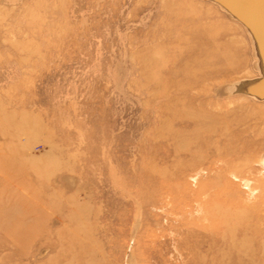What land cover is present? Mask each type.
<instances>
[{
    "label": "rangeland",
    "instance_id": "1",
    "mask_svg": "<svg viewBox=\"0 0 264 264\" xmlns=\"http://www.w3.org/2000/svg\"><path fill=\"white\" fill-rule=\"evenodd\" d=\"M0 264H264V0H0Z\"/></svg>",
    "mask_w": 264,
    "mask_h": 264
},
{
    "label": "bare ground",
    "instance_id": "2",
    "mask_svg": "<svg viewBox=\"0 0 264 264\" xmlns=\"http://www.w3.org/2000/svg\"><path fill=\"white\" fill-rule=\"evenodd\" d=\"M257 8H258V7H257ZM203 52H204V51H203ZM200 53H201V52H199V54H200ZM205 54H206V53H205ZM196 55H198V54H196ZM200 55H201V54H200ZM192 57H193V56H192ZM194 57H195V59L197 58V60H198V58H200L201 56H200V57H199V56H197V57L194 56ZM195 59H194V60H195ZM186 81H187V80H186ZM189 83L191 84V82H189ZM189 83H188V84L186 83V87H187V85H189ZM186 87H185V88H186ZM180 88H182V87H180ZM185 88H184V89H185ZM190 88H191V87L189 86V89H190ZM187 90H188V89H187Z\"/></svg>",
    "mask_w": 264,
    "mask_h": 264
}]
</instances>
